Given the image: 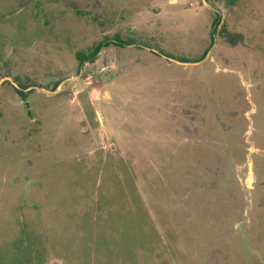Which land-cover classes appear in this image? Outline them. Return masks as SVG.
<instances>
[{
  "label": "rangeland",
  "instance_id": "374dc122",
  "mask_svg": "<svg viewBox=\"0 0 264 264\" xmlns=\"http://www.w3.org/2000/svg\"><path fill=\"white\" fill-rule=\"evenodd\" d=\"M0 264H264V0H0Z\"/></svg>",
  "mask_w": 264,
  "mask_h": 264
},
{
  "label": "trees",
  "instance_id": "16d2710c",
  "mask_svg": "<svg viewBox=\"0 0 264 264\" xmlns=\"http://www.w3.org/2000/svg\"><path fill=\"white\" fill-rule=\"evenodd\" d=\"M217 23H218V17H216L213 20L212 25H215V24L217 25ZM100 47H101V44H98L91 51H88V52L78 51V52H76V57L78 59L79 64L83 63L84 61H88V60L93 61L95 59L97 53L99 52ZM205 53L202 54V57L199 58L197 61L201 60L205 56ZM181 62H189V61L188 60H181Z\"/></svg>",
  "mask_w": 264,
  "mask_h": 264
}]
</instances>
